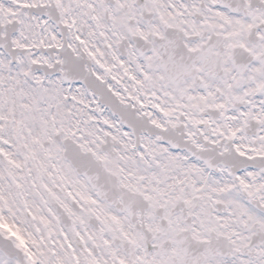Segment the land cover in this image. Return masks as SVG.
I'll return each instance as SVG.
<instances>
[{
	"label": "snow or ice",
	"instance_id": "1",
	"mask_svg": "<svg viewBox=\"0 0 264 264\" xmlns=\"http://www.w3.org/2000/svg\"><path fill=\"white\" fill-rule=\"evenodd\" d=\"M0 264H264V0H0Z\"/></svg>",
	"mask_w": 264,
	"mask_h": 264
}]
</instances>
